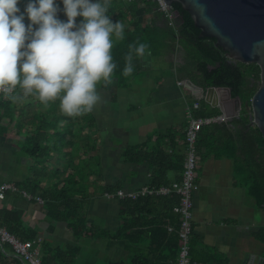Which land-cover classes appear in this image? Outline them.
I'll return each instance as SVG.
<instances>
[{
    "label": "trees",
    "instance_id": "obj_1",
    "mask_svg": "<svg viewBox=\"0 0 264 264\" xmlns=\"http://www.w3.org/2000/svg\"><path fill=\"white\" fill-rule=\"evenodd\" d=\"M25 2L26 0H21L18 7L23 10ZM101 2L103 3V0ZM56 4L63 9L62 0H56ZM173 9L178 13L175 20L178 35L152 0H109L106 14L113 22L120 20L124 24L125 38L117 41L113 35L111 55L117 67L111 77L112 83L101 80L99 86L103 90H109L111 86L127 89L141 74V58L134 57L133 73L127 77L123 75L124 56L131 43H147L149 48L146 52L150 53L152 58L173 55L180 49L184 61L177 68L179 78L189 79L194 86L202 89L204 95L209 88H216L222 101L234 100L239 103L242 111L240 119L204 127L197 142L199 153H202L203 149H221L224 156L233 160L237 177L246 187L247 194L259 206L264 207V139L257 127L249 126V115L245 108L260 87V68L256 64H243L229 59L226 52L215 46L214 39L200 36L191 16L180 4L174 3ZM57 18L67 21L63 11H58ZM76 19L79 24L83 17ZM28 23L30 21L26 17V27ZM12 95L19 98L13 100L5 94L0 96V138L7 140L12 132L17 136L18 132L24 131L25 138L18 140L16 144L20 143L19 149L24 157L40 164L39 168L29 169L21 180L9 183L16 187L13 195H21L29 203L38 205L50 224L67 230L76 239L120 242L123 255L119 259L87 264H177L181 246L179 232L183 219L173 208L179 204V196L173 194L166 197L144 196L137 200H119L121 224L118 230L111 232L94 226L89 222L91 200L122 189V185L110 187L105 184H101V189H97L94 185L85 183L90 174H96L98 178L101 175L90 169L87 161L74 162L79 149L73 141L75 129L77 126L82 131L87 129L88 137L92 136L97 124L95 116L88 112L77 117H67L60 111L59 98L47 105L39 100L24 102L19 87ZM31 96L34 95H29V98ZM18 101L20 102L17 103ZM196 102L199 103L200 109L194 112L195 117L220 116L218 108H212L205 101V97L193 100L189 105L193 106ZM37 104H40L39 111L32 108ZM29 109L31 114H28ZM60 121L66 125H59ZM12 127L15 130H12ZM165 138L170 139L169 149L172 152L163 149L160 143L149 151L145 143L127 148L120 154L124 162L151 164L153 176L149 185L153 188L169 185L168 172L177 173V181L182 179L185 135L180 137L183 138V148L179 150V141L175 139L176 135L172 131L167 135L158 136L161 141ZM218 144L220 147L216 148ZM95 149L92 144L85 150L91 153ZM55 151L62 157L52 156ZM53 158L57 165L50 168L47 164ZM100 166L99 164L98 167ZM81 168L83 169L80 170ZM24 192L31 197L30 200L23 195ZM13 195H6L1 202L0 225L23 242L37 240L38 232L35 228L27 226L24 214L10 207ZM37 199H41L43 203L39 204ZM169 228H173V231L169 232ZM257 239L264 243V227ZM38 247L43 256L42 264H76L81 251L80 246L68 245L65 249L54 247L48 239H44ZM197 251L196 244L192 243L190 257L197 264H229L228 260L219 255L200 260ZM0 264L27 263L14 254L11 246L0 242Z\"/></svg>",
    "mask_w": 264,
    "mask_h": 264
},
{
    "label": "crops",
    "instance_id": "obj_2",
    "mask_svg": "<svg viewBox=\"0 0 264 264\" xmlns=\"http://www.w3.org/2000/svg\"><path fill=\"white\" fill-rule=\"evenodd\" d=\"M174 54L160 58H152L148 54L146 58H141V65L145 68L147 66L149 68L154 67V63L157 65L164 64L166 67L163 65L160 71L165 72V74L156 77L160 81L157 85L153 84L150 87L149 96L152 97L149 104L145 106L143 104H127V115L128 112L130 113L128 123L126 121L128 144L126 147L119 146L117 150L119 148L125 150L146 143L149 151H152L157 143H160L163 149L172 152L169 149V138H165L163 141L158 139V136L167 135L170 131L176 135L175 139L179 141L178 150L183 148V138L180 139V137L185 133L187 107H190L191 101L202 99L204 94L195 91H189L188 94L184 92L181 83L185 84L189 79L178 78V67L175 65ZM153 59L156 60L153 61ZM111 87L109 90H111ZM144 90L145 88L140 86L130 89L127 94H134L139 102L146 95L143 92ZM115 97L116 99L112 100L113 102L118 101V97ZM218 110L221 115L220 109ZM105 141V139L102 140V142ZM219 147L220 144L216 146V148ZM123 150L118 154L120 155ZM116 153L113 155L115 156V162H112L111 168L116 172L118 169L124 168V172L119 173V177H115L113 180L108 174V179L112 182H109L106 186L122 185V189L133 191L150 184L153 176L150 163L146 162L138 165L134 162H124ZM235 169L233 160L224 156L221 149H203L200 153L197 166L199 189L193 195V232L191 240V244L197 246L200 260L219 255L228 260L229 264H245L251 257H255L257 260L264 255V243L257 239V235L264 227V207L259 206L247 194V189L238 179ZM177 178L178 175L174 172L171 178L168 179L167 176L169 185L177 181ZM9 194L13 195L12 193L6 195ZM101 198H103V203L98 207L95 206L98 202L94 200L95 198L92 199L89 208V222L95 226V223L100 221L102 225L106 226L105 230L115 232L121 224L119 218L120 201L108 199L105 195ZM1 202L2 200H0V208L2 207ZM33 206L36 205L29 202L25 205L26 210L23 217L27 226L37 228V225L41 222L46 223V218L40 208V210L38 208L28 209ZM52 226L53 224L45 232H38V235L43 240L52 241L54 247H60V243L63 242L61 244L65 246L62 249H65L70 245L68 244L69 240L79 244L89 240L85 238L76 239L66 230L53 226L54 229ZM116 243H118L116 252L122 256L123 248L119 246L120 242ZM82 253L81 249L76 259L77 264L95 262L91 260L79 263L84 258L85 250Z\"/></svg>",
    "mask_w": 264,
    "mask_h": 264
},
{
    "label": "clouds",
    "instance_id": "obj_3",
    "mask_svg": "<svg viewBox=\"0 0 264 264\" xmlns=\"http://www.w3.org/2000/svg\"><path fill=\"white\" fill-rule=\"evenodd\" d=\"M0 0V92L13 100L35 95L43 104L60 99L67 117L92 112L101 101L97 84L112 83L117 65L111 49L113 35L123 40L124 24L112 21L109 0ZM63 11L67 21L57 18ZM30 23L25 25V18ZM77 17H83L77 24ZM38 25V28H34ZM147 43L128 45L123 75L134 71L133 60L146 58Z\"/></svg>",
    "mask_w": 264,
    "mask_h": 264
},
{
    "label": "rangeland",
    "instance_id": "obj_4",
    "mask_svg": "<svg viewBox=\"0 0 264 264\" xmlns=\"http://www.w3.org/2000/svg\"><path fill=\"white\" fill-rule=\"evenodd\" d=\"M173 58L175 61V65L177 67H179L180 63L184 61L182 58V51L180 49L175 52ZM154 60L156 59H153V61ZM163 65L161 63L160 65L154 63V67L152 68L151 67L149 68L148 66L146 68L142 67L143 70L141 74L138 75L135 81L132 82L131 87H129L128 89H118L116 86H113L111 87V90L106 91L100 88L99 83L97 84V89L99 90L101 101L94 107L92 111V114L95 116L97 120V124L93 129V134L92 136L88 137L89 134L88 130L84 129L82 131V129L80 130V128L77 126L75 129V136L73 139L74 143L79 146V149L77 150L78 155L74 159V162L78 163L79 161L81 162L87 161L89 164L88 167L90 169H93L95 173L97 174L99 173L101 175V177L98 178L96 174H90L87 180H85V183L90 184L92 186L94 185L95 188L99 189L101 184L108 185L109 182H112L108 179L109 176H111L113 180L115 177H119V173H121L122 171L124 172V168L122 169L120 168L116 172L111 168V165L113 161L115 162L114 160L115 156L113 155L118 150L119 151L116 154H118L120 151L123 150L120 148L117 150V148L119 146L126 147L128 144L129 137L126 136V121L127 120L129 121L130 113L128 112L127 115V111H128L127 104H133V105L143 104V106H145L150 103L152 97L149 96L151 92L150 87L153 84L157 85V83L160 81V79H157L156 77H160L165 74V72L160 71V69L163 68ZM140 86L145 88L143 92H145L146 95H144L142 100L138 102L134 94H127V93L130 89L138 88ZM181 88L187 94L190 91L186 84L181 83ZM115 96L118 97L117 102L112 101L116 99ZM32 100L37 101L38 99L36 98L35 95L31 96L30 98L29 96H24L22 98V101L24 102L32 101ZM19 102L20 101H18L17 103ZM175 104L177 105V103ZM38 105L40 104H37L36 107H32V108H34L36 111H39L40 107ZM28 114H31V109H29ZM59 125L63 126L66 125V123L60 121ZM12 130H15L14 127H12ZM93 137H95L96 139H93ZM24 138H25L24 131L18 132L17 136L15 132H12L9 139L7 140L0 138V184L3 182L12 183L14 181L21 180L27 175L29 169H31L32 167H36V168L40 167L38 161H34L33 159H27L20 152L19 149L20 143L16 144V142L18 140H23ZM103 139H105L106 141L102 142ZM92 144L95 146L96 149L95 151H92L90 153L85 149H88L89 145ZM52 156L62 157V155H59L56 151L53 152ZM55 164L57 165L55 159L53 158L47 164V166L51 168ZM99 164L101 165L100 167H98ZM82 169L83 168H81L80 170ZM85 170L88 171L87 168ZM167 176L168 179L169 177L171 178L173 176V172H168ZM101 197L103 196L100 195L98 197H95L94 200L98 202L97 204H95L96 207L100 206V204L103 203V198ZM27 203H28L27 200L24 199L21 195L17 196L15 194L11 198L10 207L16 208L19 212H22L24 214L26 210L25 205ZM37 208L39 209L40 207L36 205L33 207H29L28 209L34 210ZM45 222L46 223L41 222L40 224H38L35 230L37 232L47 231V229H49L48 227H51L52 224H50L47 221V219ZM95 226L102 229H105L106 227L105 225H102L100 221H97L95 223ZM53 228L55 229V227ZM70 241L71 240H69L68 244L72 246H80L83 253L85 250L84 258H82L79 263H84V261L89 262L91 260L92 261L117 260L120 257V254H117L116 252L118 249L117 248L118 243L116 242H111L108 240L96 241L93 239H89L85 243L79 244V243H74V241L71 242ZM61 243H60V248H63L65 245ZM91 251L93 252V254Z\"/></svg>",
    "mask_w": 264,
    "mask_h": 264
},
{
    "label": "water",
    "instance_id": "obj_5",
    "mask_svg": "<svg viewBox=\"0 0 264 264\" xmlns=\"http://www.w3.org/2000/svg\"><path fill=\"white\" fill-rule=\"evenodd\" d=\"M166 2L169 6L180 4L191 16L200 36L214 39L215 46L226 52L229 59L243 64H256L260 68V87L245 108L249 115V126L257 127L264 139V0ZM185 84L190 90L203 93L190 80ZM204 97L211 107L220 109V123L241 118L239 103L234 100L222 101L216 88H209ZM245 264H264V257L257 260L251 257Z\"/></svg>",
    "mask_w": 264,
    "mask_h": 264
},
{
    "label": "built area",
    "instance_id": "obj_6",
    "mask_svg": "<svg viewBox=\"0 0 264 264\" xmlns=\"http://www.w3.org/2000/svg\"><path fill=\"white\" fill-rule=\"evenodd\" d=\"M127 1H140V0H127ZM158 10L162 13L163 18L167 20L168 24L173 27L178 35V29L175 25V20L178 17L173 6H169L166 0H152ZM4 94L0 92V96ZM200 109L199 103H194L193 106L187 107V124L185 128L184 138V165L182 179L174 181L170 185L153 188L150 185L144 186L139 190L128 191L119 189L114 194H105L108 199L124 200L132 199L137 200L139 197L144 196H172L176 194L179 196V204L173 208V211L181 215L183 222L179 232L181 240L180 252L177 264H197L191 260V237L193 232V195L199 189L197 183V166L200 160V153L197 149V142L199 134L204 127L210 126L215 123H220L219 117L212 118H197L194 112ZM16 187L9 183L0 185V200H4L7 193H14ZM23 195L27 199H31L25 192ZM39 203H43L41 199H37ZM169 232L173 228L168 229ZM0 242L11 246L14 254L20 257L27 264H42V252L38 247L39 243L43 242L41 237H37L35 241L23 242L17 239L14 235L9 233L4 227L0 225Z\"/></svg>",
    "mask_w": 264,
    "mask_h": 264
}]
</instances>
